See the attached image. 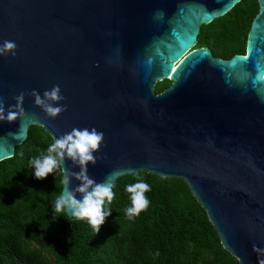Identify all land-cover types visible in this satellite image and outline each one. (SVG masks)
<instances>
[{"label":"water","instance_id":"obj_1","mask_svg":"<svg viewBox=\"0 0 264 264\" xmlns=\"http://www.w3.org/2000/svg\"><path fill=\"white\" fill-rule=\"evenodd\" d=\"M241 1L0 0V43L17 45L14 56H0L6 111L24 93L23 115L0 122V162L14 157L30 126L52 141L74 127L96 128L104 141L87 165L89 178L112 175L114 184L146 172L183 179L222 248L238 264H257L253 245L264 249V0H257L244 56L223 61L196 50L202 26ZM166 80L172 85L154 94ZM53 85L64 97L57 103L67 106L55 117L31 95L43 97ZM61 166L80 172L67 157ZM80 183L73 177L63 187Z\"/></svg>","mask_w":264,"mask_h":264},{"label":"trees","instance_id":"obj_2","mask_svg":"<svg viewBox=\"0 0 264 264\" xmlns=\"http://www.w3.org/2000/svg\"><path fill=\"white\" fill-rule=\"evenodd\" d=\"M257 0H242L222 17L201 28L196 49H210L224 61L244 56ZM171 86L159 83L154 94ZM52 138L30 126L14 157L0 162V264H238L226 252L183 179H164L146 172L121 177L113 184L114 198L105 201L99 232L87 219L71 220L55 211L63 189L56 169L37 180L29 161L48 153ZM62 167V166H61ZM142 179L150 185L149 206L129 218L126 186Z\"/></svg>","mask_w":264,"mask_h":264},{"label":"clouds","instance_id":"obj_3","mask_svg":"<svg viewBox=\"0 0 264 264\" xmlns=\"http://www.w3.org/2000/svg\"><path fill=\"white\" fill-rule=\"evenodd\" d=\"M16 48L15 41L5 40L0 43V56L9 54L14 56ZM31 95L35 98V103L41 106L49 116L55 117L67 109L66 105L57 103L64 99L59 85H53L50 90H45L43 97L36 90H33ZM23 97V92L15 96L16 104L9 106L7 111L3 98H0V122L10 123L23 115L21 107ZM49 101L53 103H49ZM103 141V132L97 131L96 128L74 127L48 146L47 152L55 153V155L36 156L29 161V165L34 169L33 176L37 180L45 179L54 170L59 169L63 173L64 187L70 183L73 177L81 181L74 190L69 188L65 191L63 187L55 200V211L70 214L73 218L87 219L95 232H99L105 217L110 215V211H105V201L111 203L114 198L112 175L100 183H96L87 175V165L96 163L97 157L94 153L100 149ZM65 157L80 166L79 173H73L69 169L61 167V162ZM125 190L130 194L131 206L126 209L129 218L139 215L149 206L150 201L145 196V193L150 191L148 183L139 179L135 183L128 184ZM76 193H80L82 199L77 200ZM252 250L258 254L257 264H264V249L253 245Z\"/></svg>","mask_w":264,"mask_h":264},{"label":"flooded vegetation","instance_id":"obj_4","mask_svg":"<svg viewBox=\"0 0 264 264\" xmlns=\"http://www.w3.org/2000/svg\"><path fill=\"white\" fill-rule=\"evenodd\" d=\"M196 48H197V46H196ZM196 50H198V49H196ZM210 50V49H209ZM211 51V50H210ZM212 55V54H211ZM213 57V56H212ZM214 58V57H213ZM215 59H217V58H215ZM221 60V59H220ZM224 61V60H223ZM166 81H168V80H166ZM172 85V84H171ZM165 92V91H164Z\"/></svg>","mask_w":264,"mask_h":264}]
</instances>
